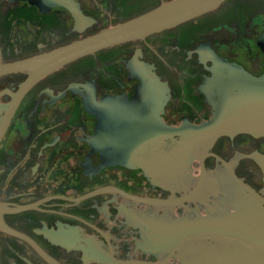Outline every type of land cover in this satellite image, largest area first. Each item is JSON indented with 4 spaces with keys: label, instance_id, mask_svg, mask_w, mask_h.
<instances>
[{
    "label": "flooded vegetation",
    "instance_id": "obj_1",
    "mask_svg": "<svg viewBox=\"0 0 264 264\" xmlns=\"http://www.w3.org/2000/svg\"><path fill=\"white\" fill-rule=\"evenodd\" d=\"M162 1L0 0V66ZM29 74H0V264H185L178 225L235 212L234 178L264 197V135L207 140L228 115L264 116V0L84 56L17 98Z\"/></svg>",
    "mask_w": 264,
    "mask_h": 264
},
{
    "label": "water",
    "instance_id": "obj_2",
    "mask_svg": "<svg viewBox=\"0 0 264 264\" xmlns=\"http://www.w3.org/2000/svg\"><path fill=\"white\" fill-rule=\"evenodd\" d=\"M225 1H162L147 12L99 32L0 66V74L27 70L30 72L16 93L17 98H22L41 78L72 61L117 44L177 27L214 10ZM254 116L228 115L223 123L210 128L211 135L207 140L213 141L219 135L244 131L264 135V116L257 119ZM5 129L6 127L0 129V138ZM234 180L239 196L235 212L218 217L211 215L188 226H177L178 232L172 235L173 239L182 237V240H176H181L177 248L188 244V251L183 258L185 264H264V197L241 179ZM170 239L159 245H171ZM194 241L196 243L191 246L190 243Z\"/></svg>",
    "mask_w": 264,
    "mask_h": 264
}]
</instances>
